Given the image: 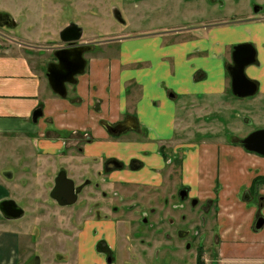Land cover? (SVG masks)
<instances>
[{
    "label": "crops",
    "instance_id": "0c3cea01",
    "mask_svg": "<svg viewBox=\"0 0 264 264\" xmlns=\"http://www.w3.org/2000/svg\"><path fill=\"white\" fill-rule=\"evenodd\" d=\"M201 22L192 27L121 34L104 43L105 49L89 48L85 69L75 77L70 95L67 91L64 98L53 94L45 76L44 61L51 58L53 50L42 45L51 39L45 35L35 38L23 31L20 36L3 32L0 166L9 164L20 172H8L3 180L0 177V201L11 197L20 202L28 192L30 202L29 207L23 206L25 210L35 213L50 208L52 204L43 194L47 181L41 172L57 164L79 182L83 172L99 170L103 159L113 158L124 165L135 159L156 179L164 166L159 148L172 140L177 128H185V118L208 120L228 110L225 67L231 46L247 37L264 51V31L258 36L263 27L259 20L241 23L247 24L244 28L217 20ZM263 64L264 60L260 68H255L257 74L251 75L252 80L264 79ZM39 108L42 115L33 123L32 113ZM125 119L130 120L131 127L118 137L109 136L101 125H115ZM192 144H179L175 149H184L185 153L195 149L198 161L192 169L194 186L209 194L216 186L213 177L217 175L220 205H235L228 191L234 193V185L242 183L237 185L233 174L223 179L221 165L215 167L214 175L207 171L209 181L201 179L202 170H208L205 164L211 161L202 156L211 146ZM218 153H222L220 146L214 148L213 155ZM125 172H113L110 179L120 181ZM45 212L33 214V227H24L23 221L0 223V264H68L55 258L65 252L62 236L46 225L49 217ZM263 229L254 234L261 235ZM52 238L58 247H51L55 241ZM263 245L258 249L257 264H264Z\"/></svg>",
    "mask_w": 264,
    "mask_h": 264
},
{
    "label": "rangeland",
    "instance_id": "374dc122",
    "mask_svg": "<svg viewBox=\"0 0 264 264\" xmlns=\"http://www.w3.org/2000/svg\"><path fill=\"white\" fill-rule=\"evenodd\" d=\"M254 7L260 8L261 11L254 13ZM0 13H6L22 24L20 30L24 33L33 35L35 38L41 36L40 39L44 35L48 36L51 40L45 45H40L46 46L51 51L67 46L60 41L58 33L70 22L77 24L83 29L82 38L77 43L88 46L91 50L105 49L104 43L118 38L121 34L133 35L141 31H148V29L165 31L183 26L192 27L202 23L201 21L217 20L219 22H228L232 25L238 23L239 25L237 26L239 28H244L243 26H247V24L241 23L249 19H257L263 25L258 36L264 31V21H262L264 19V0H0ZM146 15H148V18ZM147 22L161 23L150 27ZM257 25L259 26V24ZM4 32L11 34V32L6 30ZM242 39L244 40L240 42L241 44L251 43L253 45L251 41L247 40V37ZM98 44H103V46H98ZM40 45L35 43V46ZM254 48L257 51V59L259 62H263L264 51L262 50L263 53L261 52L259 45L254 46ZM89 52L87 51L83 54L84 59ZM49 61H51V58H47L44 61V65H46L44 70L49 65ZM246 74L251 79V75L257 74L255 67H248ZM260 83L258 93L254 97L236 98L229 94L228 110H221L219 117L215 115V117L213 116L208 120H204L201 117L196 118L197 116L185 118V128H177L172 140L162 145L169 161H167L166 167L158 176V183L160 182L158 186L147 188L142 183L145 181L141 179L111 181L104 176L102 179L111 183V186L107 187V185L105 187L117 192L120 197L127 199L137 197L135 200L163 192H172L175 185L177 186L180 177L181 169L179 164L183 156L181 148L175 150L178 153H173V150L179 144L191 142H194L192 144L194 147L197 144L204 143L211 146L208 149L212 151L209 150L206 152L207 155L202 156L203 159H211L210 163L205 164L208 170H202L200 175V178L206 182L210 180V178L206 177L208 176L207 171L210 170V173L213 172L212 175H214L216 164L214 165L213 151L216 146H220L221 152L226 153L228 158L227 161L219 159V167L221 165L225 170L222 171L224 172L222 173L223 179H230L233 174L237 179L238 185L240 183L245 184V182L256 176L264 177V158L247 154L239 145V141L249 131L264 127V79ZM71 88L72 85L67 86L68 94ZM243 118L251 120L253 124L246 126L242 122ZM229 138L231 139L229 140ZM230 144L236 145L234 147ZM170 156L172 157L170 158ZM193 165L194 167L196 166L195 158L191 160V166ZM51 169L49 171V169L43 168L41 172L42 177L47 181V184L44 185L45 190L51 186V172L53 174L57 168L55 169L54 165H52ZM228 169H230V173ZM193 170L195 169L193 168ZM4 172H15L17 174L20 171H14L9 164L2 165L0 166V177L2 180V173ZM130 173H137V170H132ZM233 188H235V191L232 193L230 189L228 198L233 200L235 205L221 204V212L218 218H222V220L218 224L219 230L214 231L213 234H207V242L202 248V259L205 264L210 261H220V259L222 260L221 264H234L235 260L239 259L242 260L237 261V263L243 262L246 264L247 261L254 260L255 262L252 263L257 264L258 249L264 244V229L260 232L262 233L261 235L254 234L252 230L254 209H252L251 203L243 205L240 201L243 198V190L246 187L243 185L236 187L234 185ZM45 190L43 189V194H45ZM257 194L264 199V184L256 188L254 195ZM99 201H101L100 198ZM51 204L50 208L39 211L42 213L47 211L49 218L46 225L50 229L63 233L74 222L75 224L73 225H76L77 217L80 214H84L83 212L86 213L90 210L89 204L91 203L90 201L84 202L82 209L76 205L75 210L79 215L72 218H69L67 214H63L62 211L57 209L58 207L55 204ZM117 205L120 207V204ZM254 205L256 206V204ZM261 214L264 215V208ZM85 217L83 216V219ZM134 217L133 220L135 221L137 218L136 216ZM213 218H208L210 226H214L212 223L215 218ZM33 223L31 219H28L24 223V227H33ZM217 236H219V240ZM213 244L215 245L213 246ZM67 245L70 247L69 243ZM216 245L218 246L216 247ZM227 245L230 247V253L228 252L226 256L220 257L218 253H222L223 250L227 249ZM51 247L53 248L52 245ZM188 253H195V250H191ZM189 260L193 262V254L189 256ZM216 264H220V262Z\"/></svg>",
    "mask_w": 264,
    "mask_h": 264
},
{
    "label": "flooded vegetation",
    "instance_id": "af4514ba",
    "mask_svg": "<svg viewBox=\"0 0 264 264\" xmlns=\"http://www.w3.org/2000/svg\"><path fill=\"white\" fill-rule=\"evenodd\" d=\"M255 11H258L256 13H259L261 9L254 7V13ZM6 15V13H0V37L4 30L13 33L14 36H20L22 32L20 27L22 24L17 22L14 18L12 19L10 16L7 17ZM255 20L257 19H254V21ZM262 20L264 21V19ZM68 24H66L65 27ZM60 32L58 33V37ZM75 45L85 46L78 43H75ZM236 45L239 44L237 43L231 46L230 59L225 67L229 80L228 93L231 96H233V94L231 91L229 69L233 67L232 53L233 47ZM250 45L253 46L254 44L252 45L250 43ZM66 47L70 48L71 46L67 45ZM54 51L50 53L51 61L49 64L57 63L53 56ZM255 54V61L246 66L244 71L246 77L255 82L257 85V92L251 97L257 95L259 86L261 85L260 82L250 79L246 74L248 67L253 66L255 68H260L262 66V61L259 62L257 59L256 49ZM68 85L73 84H66V94ZM53 94L55 93L53 92ZM58 97L62 98L60 96ZM37 110L41 109L39 108ZM40 117L41 116L37 118L36 122ZM31 121L33 122L32 116ZM242 122H244L246 126H251L253 124L251 120H247L245 118L242 119ZM104 123L113 127H126V130L120 135L124 134L131 127L129 119H125L115 125L102 122L101 125L106 130L103 125ZM259 130H264V127L255 128L249 131L239 141V145L247 154L264 158L261 155L247 151L242 144V141L247 136ZM106 132L109 134L107 130ZM109 136L113 138L118 137L111 134H109ZM230 139L231 138H229V140ZM230 145L235 147L236 144ZM175 150L177 149H174L173 153H178L175 152ZM182 150L183 156L181 157L179 164L181 169L180 177L174 190L172 192L168 191L159 193L154 196H145L144 199L137 200H135L137 197H134L133 199L120 197L117 192H114L113 190L111 191V189L107 188L111 186V183L102 178L106 176V178L108 177L110 179V175L113 172L127 171L124 174L122 173L124 176V178H122L123 181H128L129 178L133 176H140L139 179L145 181L142 183H144L147 188L158 186L160 184V182L158 183V177L155 179L150 173L144 171L142 164L138 160L133 159L128 164L124 165L113 158L103 159L99 170L90 171L88 174L83 172V176L80 177L79 182H75L73 178L68 176L64 166L57 164V169L55 168L56 171L53 174L51 172V186L48 187L45 192L47 200L55 204L56 207H58L57 209L62 211L63 214H67L69 218L77 217L79 215L75 210L76 205L82 209L84 202L90 201L91 204H89L90 210L86 213L83 212L84 214H80V216H78L79 218L77 217L76 225H73L75 222L73 224L69 223L72 225L65 230V232H61L62 248H64L65 252L62 255L60 254V256L57 255L55 258L60 257V259H57L60 263L66 262L68 264H205L202 259V248H204V245L207 242V234H213L214 231L219 230L218 224L219 221L222 220V218H218L221 212V205L219 203L221 197L218 195L220 191V183L217 181V175L215 178L213 177V180L216 181V186L211 190V192H209V194H205L202 189L197 186L195 187L193 181L195 178L192 170L193 168L195 169V167L194 165L191 166V160L192 158H195L197 165V154L193 153L195 152V149L186 153L184 149ZM159 154L164 160V166L160 171H158V176H160V172L166 167L167 161H169V158H167V155L164 153V146L159 148ZM171 157L172 156H170V158ZM219 159L227 161L228 158L226 153H218V155L214 154V165L216 164L217 168L219 167ZM132 170H137V173L131 174L130 172H132ZM60 171H64L66 173V177L73 182L74 188L76 189L77 199L72 205L59 206L50 197V193L55 186V178ZM6 173L7 172H4L2 174L6 175ZM79 173L81 174V172ZM5 177L6 176L3 178ZM256 177L250 179L248 182H245V184H241L246 188L243 190V198L240 199L243 205L251 203L252 209H254V222L252 224L253 231H256L254 230V226L258 219H264V215L261 214V211L264 208V199L258 194L254 195L256 188L264 184V181L262 182L261 179L257 180ZM95 178L96 181L94 182ZM10 193L9 195H11ZM99 198L102 202L99 201ZM29 200L30 197L28 198V192H24V199L20 202H16L14 198L11 197L2 199L0 203L2 201H12L15 206L21 209V214L19 217L14 219H7L0 212V223L10 224L15 221H23V223H26L28 219L32 220L34 217L33 214L37 215L42 213L39 210H35V213L25 210L23 206L27 205L29 207ZM117 204H120V207ZM254 204H256V206ZM83 216L86 217L83 219ZM134 216L137 218L135 220L136 222L133 220V218H135ZM213 217L215 218L212 223L214 226H210L208 218ZM263 228L264 225L260 230ZM217 239L219 240V236H217ZM56 243V240L52 241L51 245L58 247ZM68 243L70 244V247L67 245ZM214 245L215 244H213V246ZM218 245H216V247ZM229 248L230 247L227 245V249L223 250L222 253H218V255L220 257H223V255L226 256L229 252ZM191 250H195V253H188ZM191 254L194 255L193 262L189 260V256ZM239 260H235L234 264H244L243 262L237 263ZM219 262L221 264L222 260L210 261L208 264H216ZM252 262L255 261H247L246 264H256Z\"/></svg>",
    "mask_w": 264,
    "mask_h": 264
},
{
    "label": "water",
    "instance_id": "95a60500",
    "mask_svg": "<svg viewBox=\"0 0 264 264\" xmlns=\"http://www.w3.org/2000/svg\"><path fill=\"white\" fill-rule=\"evenodd\" d=\"M258 11H255V13ZM7 17L9 15H6ZM82 37V28L70 22L59 34L62 43L71 46L63 47L54 51L53 56L57 63L49 64L46 68V78L51 90L60 97L66 96V84H74L75 77L83 73L86 61L83 54L89 50L88 46H76ZM255 49L250 44H239L233 47L232 63L229 69L231 79V91L237 98H247L257 92L255 82L249 80L245 75V67L255 61ZM41 110H37L32 115L33 122L41 116ZM109 134L118 136L126 130L124 126H109L103 124ZM242 144L244 148L252 153L264 157V130H259L247 136ZM50 197L59 205L67 206L75 203L77 199L76 189L73 182L66 177L64 171H60L55 178V186L50 193ZM0 212L7 219L19 217L21 209L15 206L12 201H2ZM264 225V219L260 218L254 226V230H260Z\"/></svg>",
    "mask_w": 264,
    "mask_h": 264
},
{
    "label": "trees",
    "instance_id": "16d2710c",
    "mask_svg": "<svg viewBox=\"0 0 264 264\" xmlns=\"http://www.w3.org/2000/svg\"><path fill=\"white\" fill-rule=\"evenodd\" d=\"M257 180L261 179V181L263 182L264 181V177L263 176H259V177H256Z\"/></svg>",
    "mask_w": 264,
    "mask_h": 264
},
{
    "label": "bare ground",
    "instance_id": "6f19581e",
    "mask_svg": "<svg viewBox=\"0 0 264 264\" xmlns=\"http://www.w3.org/2000/svg\"><path fill=\"white\" fill-rule=\"evenodd\" d=\"M110 256V255H109Z\"/></svg>",
    "mask_w": 264,
    "mask_h": 264
}]
</instances>
